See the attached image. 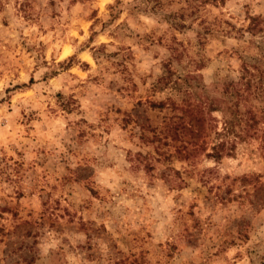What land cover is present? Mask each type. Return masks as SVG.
<instances>
[{"label":"rangeland","instance_id":"1","mask_svg":"<svg viewBox=\"0 0 264 264\" xmlns=\"http://www.w3.org/2000/svg\"><path fill=\"white\" fill-rule=\"evenodd\" d=\"M0 264H264V0H0Z\"/></svg>","mask_w":264,"mask_h":264},{"label":"clouds","instance_id":"2","mask_svg":"<svg viewBox=\"0 0 264 264\" xmlns=\"http://www.w3.org/2000/svg\"><path fill=\"white\" fill-rule=\"evenodd\" d=\"M74 35H75V33H74ZM42 39H43V38H42ZM81 39H83V38H81ZM72 54H73V49L70 48V47L65 46V47H63L62 53L59 55V59H60V60H63V59H65V58H67V57H70ZM80 56H81L85 61H87V63L92 64L91 57L88 55L87 52L80 53Z\"/></svg>","mask_w":264,"mask_h":264},{"label":"trees","instance_id":"3","mask_svg":"<svg viewBox=\"0 0 264 264\" xmlns=\"http://www.w3.org/2000/svg\"><path fill=\"white\" fill-rule=\"evenodd\" d=\"M209 110L211 111V107H209ZM251 120H252L251 122L253 123V117H251ZM210 150H211V152L210 153H206L205 156L207 158H212V159H215V160L219 159L220 156L222 155V152H223V151H219L215 147H211ZM225 154L227 155L228 153H225Z\"/></svg>","mask_w":264,"mask_h":264}]
</instances>
